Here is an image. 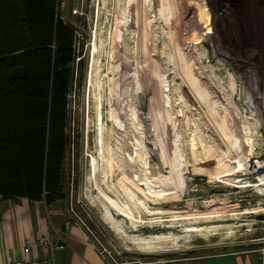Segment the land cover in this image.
Segmentation results:
<instances>
[{
    "label": "rangeland",
    "instance_id": "374dc122",
    "mask_svg": "<svg viewBox=\"0 0 264 264\" xmlns=\"http://www.w3.org/2000/svg\"><path fill=\"white\" fill-rule=\"evenodd\" d=\"M59 12L79 54L65 198L101 254L167 264L264 248V174L242 186L264 158V0H60ZM106 162L126 182L127 197L107 194L124 216L104 201Z\"/></svg>",
    "mask_w": 264,
    "mask_h": 264
},
{
    "label": "trees",
    "instance_id": "16d2710c",
    "mask_svg": "<svg viewBox=\"0 0 264 264\" xmlns=\"http://www.w3.org/2000/svg\"><path fill=\"white\" fill-rule=\"evenodd\" d=\"M60 0H0V197L65 198L69 95L78 57Z\"/></svg>",
    "mask_w": 264,
    "mask_h": 264
},
{
    "label": "crops",
    "instance_id": "0c3cea01",
    "mask_svg": "<svg viewBox=\"0 0 264 264\" xmlns=\"http://www.w3.org/2000/svg\"><path fill=\"white\" fill-rule=\"evenodd\" d=\"M48 235L61 245L43 251L25 247L26 239ZM258 248L176 259L167 264H256ZM50 259L55 264H111L101 254L82 224L69 214L66 198L48 205L43 201H16L0 197V264L32 258Z\"/></svg>",
    "mask_w": 264,
    "mask_h": 264
},
{
    "label": "bare ground",
    "instance_id": "6f19581e",
    "mask_svg": "<svg viewBox=\"0 0 264 264\" xmlns=\"http://www.w3.org/2000/svg\"><path fill=\"white\" fill-rule=\"evenodd\" d=\"M250 126V125H249ZM99 151V150H98ZM103 151V150H102ZM102 153V152H101ZM97 155H98V153H97ZM102 156V155H101ZM99 159H101V158H99ZM107 161V160H106ZM113 161V160H112ZM258 161H259V163L258 164H255L254 166L256 167V169H253V170H251L252 172L249 174V172H247V176H245L244 178H243V181H242V186H248L250 183H249V180H250V178L251 177H253V179L254 178H258V179H262V176H263V174H264V158H262V159H258ZM99 162H101V160L99 161ZM98 162V163H99ZM103 162V161H102ZM111 162V161H110ZM109 163V162H108ZM108 163L106 162V164L108 165ZM92 165H94L93 164V162H92ZM97 165V164H96ZM95 165V166H96ZM102 165V164H101ZM109 166V165H108ZM116 166V168L118 167V170H119V172H121V174H123L124 172H122L121 170H120V167L119 166H117V165H115ZM96 169V168H95ZM106 169H107V172H106ZM104 168V170H105V172H106V176H108L109 177V181H110V183L108 184V185H106V181H107V179L108 178H106L105 179V177L106 176H103V178H102V180L100 181V183H101V185L103 186V188H104V193H103V197L105 198L104 199V201L108 204V207H109V211H110V214L111 215H113V213L111 212V211H114L115 213H117V214H121V215H125V214H127V211L125 210L126 208L125 207H123L120 203H119V201L117 200V199H112V198H110L107 194H108V190L110 191H112V189H114V191H116L115 189H117L118 191H119V193H121V195L122 196H124V197H127V193L129 192V191H125L126 189H124V190H122V189H118V186H120L118 183H120L121 181H122V178H121V181L120 182H118V181H116V179H114V176H113V174H111L110 172H112V171H110L111 170V166H109L108 168ZM114 169V168H113ZM117 171V170H116ZM116 171L114 172V174L116 173ZM103 172V169H102V171H101V173ZM125 174V173H124ZM123 174V175H124ZM116 175V174H115ZM240 175H242V173H240L239 174V176ZM244 175H246V174H243V176ZM117 176V175H116ZM119 178V177H118ZM124 180V179H123ZM127 180V179H126ZM130 180V179H129ZM123 182V181H122ZM131 184H132V182L131 181H129ZM108 183V182H107ZM124 184L126 183L125 181L123 182ZM123 183H120V184H122V186H123ZM129 185V184H128ZM127 185V186H128ZM251 185V184H250ZM264 184H262V186H263ZM132 187V186H131ZM131 187H129V188H131ZM138 188V187H137ZM132 189H133V187H132ZM139 190V189H138ZM111 191H110V193H111ZM142 191V190H141ZM134 193V192H133ZM130 194V193H129ZM131 194H132V191H131ZM135 195V194H134ZM134 195L131 197V199L134 197ZM124 199V198H123ZM126 199V198H125ZM134 199V198H133ZM132 199V200H133ZM126 201V200H125ZM139 202V201H138ZM128 203V202H127ZM142 204V203H141ZM144 206V205H143ZM106 213V212H105ZM111 215H109V214H107V218H109L110 219V221L112 222L113 220L111 219ZM109 221V222H110ZM115 223V222H114ZM114 226V225H113ZM187 230V229H186ZM190 231H198V230H205L203 227H194V228H190L189 229ZM156 238H158V237H156ZM164 238V237H163ZM149 240V239H148ZM156 240V239H155ZM146 242H148L147 240H146ZM145 242V243H146ZM144 243V244H145ZM149 243V242H148ZM152 243V242H151ZM143 244V243H142Z\"/></svg>",
    "mask_w": 264,
    "mask_h": 264
},
{
    "label": "built area",
    "instance_id": "2783aa9c",
    "mask_svg": "<svg viewBox=\"0 0 264 264\" xmlns=\"http://www.w3.org/2000/svg\"><path fill=\"white\" fill-rule=\"evenodd\" d=\"M25 247H39L43 251L47 252L50 250H58L60 249L61 245L58 244L55 240L51 239L48 235L39 236L37 239H26L24 242ZM258 251V258L256 264H264V248H260ZM1 264H55L50 259H39V258H32V259H25L20 261H14L12 263H1Z\"/></svg>",
    "mask_w": 264,
    "mask_h": 264
}]
</instances>
